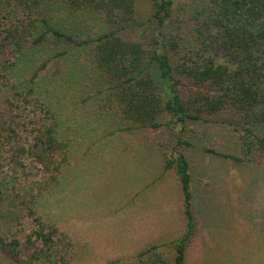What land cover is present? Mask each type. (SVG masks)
I'll use <instances>...</instances> for the list:
<instances>
[{"label": "trees", "instance_id": "trees-1", "mask_svg": "<svg viewBox=\"0 0 264 264\" xmlns=\"http://www.w3.org/2000/svg\"><path fill=\"white\" fill-rule=\"evenodd\" d=\"M150 1L139 22V0H0V152H10V164L0 160V264L88 262V240L45 203L75 183L77 146L103 123L124 139L110 160L149 155L175 179L184 215L179 236L133 264H187L194 202L219 196L196 178L197 149L255 167L238 196L242 213L251 208L264 180V0ZM211 127L228 136L226 150L200 145Z\"/></svg>", "mask_w": 264, "mask_h": 264}, {"label": "rangeland", "instance_id": "rangeland-1", "mask_svg": "<svg viewBox=\"0 0 264 264\" xmlns=\"http://www.w3.org/2000/svg\"><path fill=\"white\" fill-rule=\"evenodd\" d=\"M151 14V1L139 0L137 20L144 21ZM43 59L44 55L36 56L37 62ZM54 65L52 62L53 68ZM78 102L76 98L72 100L71 109ZM85 109L87 115L92 106L80 104V110ZM89 117L92 121L93 115ZM111 129L106 123L98 129H88V142L77 146L75 183L45 203L47 209L63 216L88 240L85 257L81 258L88 254V262L79 264H133L139 250L152 244L164 245L184 229V215L176 203L175 179L170 173L162 175L153 160L147 158L149 155L140 152L137 161L110 160L111 146H116L111 149L116 158L124 155V139L118 137L120 132L112 135ZM172 138L170 134V145ZM227 138L223 130L211 127L200 145L226 150ZM98 141L106 144L103 154L96 150ZM5 151L1 150L0 160L10 164V152ZM192 159L198 182L214 184L219 196L206 201V206L199 197L194 202L199 230L189 244L187 264H264V219H260L264 212V180L255 184L257 193L249 204L251 208L242 213L238 196L255 178V167L235 166L224 159L203 155L199 149L192 152ZM105 184L109 185L107 189ZM168 211L171 217H166ZM118 260L121 261L114 263Z\"/></svg>", "mask_w": 264, "mask_h": 264}]
</instances>
